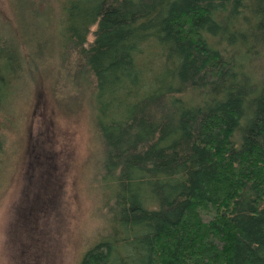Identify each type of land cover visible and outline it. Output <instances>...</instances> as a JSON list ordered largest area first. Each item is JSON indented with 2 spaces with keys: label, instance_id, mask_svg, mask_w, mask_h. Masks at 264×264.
Listing matches in <instances>:
<instances>
[{
  "label": "trees",
  "instance_id": "1",
  "mask_svg": "<svg viewBox=\"0 0 264 264\" xmlns=\"http://www.w3.org/2000/svg\"><path fill=\"white\" fill-rule=\"evenodd\" d=\"M20 1L39 58L27 28L47 7ZM54 3L60 49L83 64L67 79L91 105L109 220L76 264H264V0ZM21 68L1 34L0 113Z\"/></svg>",
  "mask_w": 264,
  "mask_h": 264
},
{
  "label": "rangeland",
  "instance_id": "2",
  "mask_svg": "<svg viewBox=\"0 0 264 264\" xmlns=\"http://www.w3.org/2000/svg\"><path fill=\"white\" fill-rule=\"evenodd\" d=\"M42 3L47 22L27 28L39 38L40 57L33 59L17 22L21 1L0 0V35L22 56L19 86L0 113V264H76L108 230L91 105L77 82L67 79L72 66L83 64L60 49L54 0ZM257 59L253 70L263 76L264 53Z\"/></svg>",
  "mask_w": 264,
  "mask_h": 264
}]
</instances>
